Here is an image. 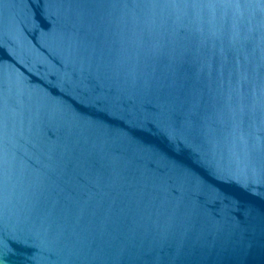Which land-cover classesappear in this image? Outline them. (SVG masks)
I'll return each instance as SVG.
<instances>
[{
	"label": "water",
	"instance_id": "obj_1",
	"mask_svg": "<svg viewBox=\"0 0 264 264\" xmlns=\"http://www.w3.org/2000/svg\"><path fill=\"white\" fill-rule=\"evenodd\" d=\"M0 264H264V0H0Z\"/></svg>",
	"mask_w": 264,
	"mask_h": 264
}]
</instances>
